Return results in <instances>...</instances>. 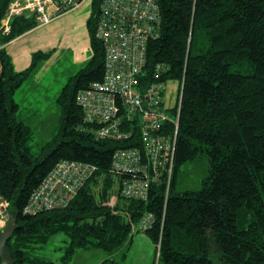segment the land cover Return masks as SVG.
Segmentation results:
<instances>
[{
    "label": "trees",
    "instance_id": "obj_1",
    "mask_svg": "<svg viewBox=\"0 0 264 264\" xmlns=\"http://www.w3.org/2000/svg\"><path fill=\"white\" fill-rule=\"evenodd\" d=\"M11 1L0 0V198L19 225L8 241L15 264H47L30 253L58 233L69 237L63 264L79 249L113 252L146 213L154 215L145 232L157 245L158 264H264V0H160V35L148 42L147 69L161 63L166 82L184 81L174 177L168 196L159 181L148 200L119 194L114 206L108 204L113 153L140 143L96 138L77 102L81 89L104 76V45L96 37L101 0H93L87 19L92 55L58 94L60 129L38 154L14 95L53 50L34 52L31 64L16 70L6 45L39 19L35 12L16 16L4 33ZM177 107L178 96L173 114ZM205 158L201 188L178 192L181 166ZM63 159L92 163L98 171L68 205L26 213L34 190Z\"/></svg>",
    "mask_w": 264,
    "mask_h": 264
},
{
    "label": "built area",
    "instance_id": "obj_2",
    "mask_svg": "<svg viewBox=\"0 0 264 264\" xmlns=\"http://www.w3.org/2000/svg\"><path fill=\"white\" fill-rule=\"evenodd\" d=\"M82 3L13 0L2 20V30L9 33L11 20L22 13L35 12L39 23L47 24ZM100 11L96 37L104 45V76L81 89L77 102L84 110V120L93 124L96 138L140 143L119 147L113 153L110 170L118 178L120 194L146 201L152 184L162 181L168 196L175 171L184 81L179 85L177 112L173 114L176 101L171 104L165 96L166 65L159 63L152 71L147 69L148 42L160 35V0H101ZM136 134L139 140H135ZM97 171L92 163L60 160L32 193L26 212L68 205ZM8 205L0 201V231L9 221ZM153 223V213H146L137 226L146 231Z\"/></svg>",
    "mask_w": 264,
    "mask_h": 264
},
{
    "label": "rangeland",
    "instance_id": "obj_3",
    "mask_svg": "<svg viewBox=\"0 0 264 264\" xmlns=\"http://www.w3.org/2000/svg\"><path fill=\"white\" fill-rule=\"evenodd\" d=\"M84 1V5L90 6V1ZM56 17L58 16H55L53 20ZM43 63L40 64L36 73L24 81L14 95L16 101L20 104V109L17 114L18 119L25 121L33 129L30 145L32 152L35 154H38L42 150V147L58 133L61 125L62 112L57 103V96L62 87L68 82L70 76L74 75L83 67V65L77 66V70L75 69L73 73H68L58 64L52 66L51 63L48 65ZM167 86L168 89L165 96L173 104L176 101L179 81L173 80ZM207 174V158L201 162L185 163L181 166L178 174L176 190L181 192L200 189L202 179ZM114 179L113 195L108 202L111 206L116 204L120 194L119 183L116 178ZM7 212L10 213L9 208H7ZM68 239L69 237L65 233L55 234L47 243L32 250L30 256L38 257L47 264L51 261L54 264H63L60 258L64 253V247L68 244ZM86 250H77L76 253H78H75L70 264H85L88 260V264H95L102 254L120 264H158L157 258L159 257V251L157 252V245L145 231L139 230L138 226L134 227L133 236L113 252L95 248L88 249L91 251ZM79 252H82V254ZM87 252L90 253L87 255ZM17 264L30 263L23 262Z\"/></svg>",
    "mask_w": 264,
    "mask_h": 264
},
{
    "label": "crops",
    "instance_id": "obj_4",
    "mask_svg": "<svg viewBox=\"0 0 264 264\" xmlns=\"http://www.w3.org/2000/svg\"><path fill=\"white\" fill-rule=\"evenodd\" d=\"M83 3L59 15L52 22L39 24L9 42L6 48L16 70L26 69L32 62V54L39 50L43 52L53 50L52 56L42 63L46 65L51 63L52 66L58 64L65 72L73 73L77 66H84L91 57L92 51L87 26L91 8ZM89 253L87 252V255ZM98 259L95 264H101L109 257L102 254Z\"/></svg>",
    "mask_w": 264,
    "mask_h": 264
},
{
    "label": "water",
    "instance_id": "obj_5",
    "mask_svg": "<svg viewBox=\"0 0 264 264\" xmlns=\"http://www.w3.org/2000/svg\"><path fill=\"white\" fill-rule=\"evenodd\" d=\"M18 227L17 217L14 213H10L7 226L0 231V264L16 263V259L8 246V241L12 238Z\"/></svg>",
    "mask_w": 264,
    "mask_h": 264
},
{
    "label": "bare ground",
    "instance_id": "obj_6",
    "mask_svg": "<svg viewBox=\"0 0 264 264\" xmlns=\"http://www.w3.org/2000/svg\"><path fill=\"white\" fill-rule=\"evenodd\" d=\"M83 1H84V0H79L80 3H82ZM100 13H101V12H100ZM23 14H25V13L20 14V16L23 15ZM134 143H135V142H134ZM111 162H112V161H111ZM44 178H45V177H44ZM41 182H42V181H41ZM39 185H40V184H39ZM37 188H38V187H37ZM34 191H35V190H34ZM30 198H31V197H30ZM0 201H1V202H6L3 198H0ZM29 202H30V200H29ZM28 204H29V203H28ZM27 206H28V205H27ZM27 206H26V207H27ZM44 210H48V209H44ZM25 212H26V208H25ZM26 213H30V212H26ZM30 214H35V213H30ZM1 231H2V230H1Z\"/></svg>",
    "mask_w": 264,
    "mask_h": 264
}]
</instances>
